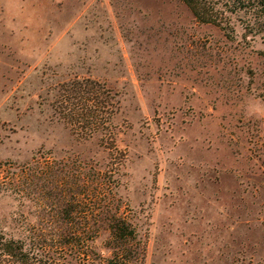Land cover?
Listing matches in <instances>:
<instances>
[{
	"label": "rangeland",
	"instance_id": "obj_1",
	"mask_svg": "<svg viewBox=\"0 0 264 264\" xmlns=\"http://www.w3.org/2000/svg\"><path fill=\"white\" fill-rule=\"evenodd\" d=\"M221 3L217 26L181 0H0V237L98 264L117 215L127 264H264V29ZM76 77L114 95L90 138L63 118Z\"/></svg>",
	"mask_w": 264,
	"mask_h": 264
},
{
	"label": "trees",
	"instance_id": "obj_2",
	"mask_svg": "<svg viewBox=\"0 0 264 264\" xmlns=\"http://www.w3.org/2000/svg\"><path fill=\"white\" fill-rule=\"evenodd\" d=\"M191 11L192 15L202 23H210L217 26H222L223 17L221 7L218 5L225 2H231L229 6L232 7L230 12L237 10H248L254 17V23L252 28L260 26L255 32H260L264 29V0H181ZM249 26V25H247ZM69 88L65 89L68 95H64V99L61 104L69 101L73 105L72 112L63 118L66 122L69 120L74 122V133L77 136L83 138H90L93 133L97 132L101 127V122H105L100 112H107L108 118L113 114V98L114 95L110 90L106 91V95L103 94L100 83L93 79L88 78H74L68 85ZM67 104V103H66ZM62 106V105H61ZM107 110L105 111L104 108ZM63 110H66V106H62ZM109 121V120H108ZM78 127V129L76 128ZM112 134V132H108ZM113 136H111V139ZM110 240L112 241V255L100 261L98 264H127L129 257L134 252V247L131 245V241L134 238V230L131 228L130 223L123 217L112 215L110 217ZM74 236V237H73ZM66 237V238H65ZM64 247L72 250L74 246L80 244L86 246V241L81 237L79 231H65L63 235ZM72 238V239H67ZM47 243H41L40 246L33 245L32 248H26L25 244L18 239L0 237V262L7 264H59L51 263L44 258L53 254L55 250L47 247ZM51 252V253H50ZM87 259H84V261ZM83 264H94L87 263Z\"/></svg>",
	"mask_w": 264,
	"mask_h": 264
}]
</instances>
